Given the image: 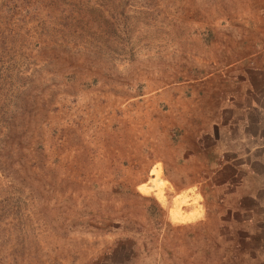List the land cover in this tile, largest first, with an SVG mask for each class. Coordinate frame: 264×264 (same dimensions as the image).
Returning <instances> with one entry per match:
<instances>
[{
	"label": "rangeland",
	"instance_id": "obj_1",
	"mask_svg": "<svg viewBox=\"0 0 264 264\" xmlns=\"http://www.w3.org/2000/svg\"><path fill=\"white\" fill-rule=\"evenodd\" d=\"M0 264H264V0H0Z\"/></svg>",
	"mask_w": 264,
	"mask_h": 264
},
{
	"label": "clouds",
	"instance_id": "obj_2",
	"mask_svg": "<svg viewBox=\"0 0 264 264\" xmlns=\"http://www.w3.org/2000/svg\"><path fill=\"white\" fill-rule=\"evenodd\" d=\"M139 190L143 192V188H140Z\"/></svg>",
	"mask_w": 264,
	"mask_h": 264
}]
</instances>
